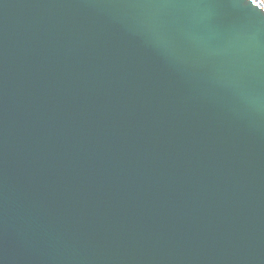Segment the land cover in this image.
<instances>
[{
    "label": "water",
    "instance_id": "1",
    "mask_svg": "<svg viewBox=\"0 0 264 264\" xmlns=\"http://www.w3.org/2000/svg\"><path fill=\"white\" fill-rule=\"evenodd\" d=\"M256 5L0 0V264H264Z\"/></svg>",
    "mask_w": 264,
    "mask_h": 264
},
{
    "label": "snow or ice",
    "instance_id": "2",
    "mask_svg": "<svg viewBox=\"0 0 264 264\" xmlns=\"http://www.w3.org/2000/svg\"><path fill=\"white\" fill-rule=\"evenodd\" d=\"M251 4L256 5V0H251ZM256 6L259 7L258 5H256ZM261 10L264 11V8H262Z\"/></svg>",
    "mask_w": 264,
    "mask_h": 264
}]
</instances>
